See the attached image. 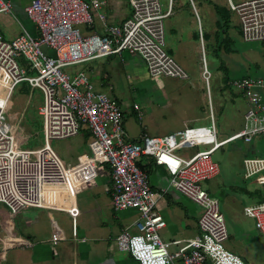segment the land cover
I'll list each match as a JSON object with an SVG mask.
<instances>
[{"label":"built area","instance_id":"obj_1","mask_svg":"<svg viewBox=\"0 0 264 264\" xmlns=\"http://www.w3.org/2000/svg\"><path fill=\"white\" fill-rule=\"evenodd\" d=\"M128 2L130 15L113 24L101 0H32L24 12L37 27V36L23 31L6 40L5 27L0 26V210L4 208L11 219L30 208L68 213L72 238L78 239L77 196L109 167L108 191L114 211L135 210L138 214L115 238L120 251L128 252L139 264H158L160 259L164 264H245L226 248L230 234L225 216L204 183L220 173L213 155L225 145L264 139V77L231 82L243 94L247 110L242 127L225 138L219 137L211 112L209 125L144 134L133 140L118 99L96 89L86 71L71 74L65 70L101 58L119 55L124 60V54H137L154 79L188 78L166 50L165 20L172 14V0L166 11L160 0ZM230 4L239 18L243 41L264 42V0ZM12 9L10 0H0V13L9 14ZM96 19L102 24V33L81 29L93 27ZM203 62L206 65L204 58ZM203 75L210 80L206 66ZM22 82L43 95L44 144L36 149L20 148L11 120L4 121L12 93ZM134 109L139 111L137 104ZM83 130L91 134L88 149L74 163H66L52 141L77 136ZM181 148L198 150L184 157L176 154ZM143 157L163 167L175 191L203 209L197 235L173 242L162 238L167 221L158 206L164 191L151 185L139 164ZM243 164L245 178L264 186V156L245 158ZM244 213L264 236V200L246 206ZM52 222L48 242L56 247L68 236Z\"/></svg>","mask_w":264,"mask_h":264},{"label":"rangeland","instance_id":"obj_2","mask_svg":"<svg viewBox=\"0 0 264 264\" xmlns=\"http://www.w3.org/2000/svg\"><path fill=\"white\" fill-rule=\"evenodd\" d=\"M160 1L166 11L171 2H169V0ZM218 1L221 2L220 0ZM184 2L188 3L192 12L193 9H197L198 15H194V21L196 24L195 31L199 34V17L204 13L199 4L200 1L194 0L195 8L191 5L190 0H184ZM17 14H19L18 16L21 19L28 21L22 11H18ZM8 16L6 20V15L4 13L0 14V18L6 22V27L3 29L5 39L12 40L13 37L19 34L20 25L12 14ZM178 16V14H173L165 20L166 50L173 49V58L187 72V79L172 77L154 79L149 75L146 65L137 54L132 55L129 59L127 58L128 54H124V60H121L119 55L101 58L99 60L71 66L65 70L71 74L81 70L89 74V67L93 66L95 71L100 74L108 73L110 75L111 85L109 88L106 87L99 90L121 101L123 104L124 120L131 135L139 134L143 130L142 125L146 126L147 131L152 135L183 130L186 127L206 126L210 124V115L212 111L216 119L220 138L222 139L241 128L242 113L246 112L247 106L246 102L241 98L242 106L235 107L231 114L224 112L218 114L217 104L219 103L217 101L221 99L220 87L222 83H224L221 75L224 74L229 76L231 80L245 76L247 71L246 68L251 66V64L247 59L241 56L244 62L241 59L236 67V62L232 60L233 57L235 58L234 51H237L238 54L241 55L243 52H248V49L253 47V45L256 47L254 49L257 54L256 59H258V61L262 60L264 64V42L249 44L242 41L241 38H239L240 34L235 24H231L230 28L223 26L217 29H210L204 26L205 31L214 30L215 32V36H210V41H207L206 38L204 39L203 36L201 39L199 36V38H193L188 43H185L186 40L184 38V43L180 46L171 41L173 37L170 36L169 32L170 23L172 25V22H175L176 19L180 20ZM206 20L207 19H205V22ZM205 22L204 25H207ZM83 28L84 26L81 27V29ZM215 30H217V32ZM226 35L234 39L232 45L228 43V46L232 48L231 50H234L231 55L223 51V47L226 45L222 43H224ZM169 41H171V44ZM202 46H204V50H202ZM203 57H205L211 73L209 81L205 79L202 73L204 70ZM228 61L230 64H233L230 71L226 70ZM244 64L246 68L243 66ZM216 66H222L219 72H217L218 69ZM93 80L95 88L98 89L96 87L97 82L95 84V81L98 79ZM208 88L210 95L208 94ZM232 92L234 96L236 88L232 87L231 93ZM218 95L219 98L217 100L216 96ZM42 104V92L39 89H35L31 92L26 82L20 83L12 93L4 121L7 120L8 122L9 119L11 120L12 126L17 132V140L20 148L36 149L43 146V119L40 115V107ZM135 104L140 108L142 115L141 120L138 118L139 112L134 110ZM239 111H241V113L238 114ZM5 126L6 130L9 131L8 125ZM36 131L39 132L38 137L35 136ZM86 134L87 130H83L77 136L53 140L51 145L66 163L71 164L76 161L80 153L88 149V138ZM255 142H257V145ZM197 150L198 148H181L176 151V154L186 157L191 156ZM229 154L231 155V159L228 158ZM257 155L264 156V139L249 144L245 143L243 140H238L225 145L222 150L217 151L213 155L214 160H216L220 166L221 171L219 179L221 178L222 181L226 182V185H228V179L242 186L237 191L230 190L228 186L223 185L218 187V189L211 186V196H214L220 203L221 211L227 222L229 234H232V230L238 231L236 225L237 219H245L248 217L244 214V207L259 201L262 197L261 194L264 193V186L254 184L252 178H245L244 159ZM158 178H160L159 175ZM160 180L161 183L165 185L169 184L167 176L160 178ZM96 181V186H87L85 190L77 196L78 206L84 213L86 212V218L94 215L97 219L102 218L104 222H109L113 213L111 209L108 208L107 204L110 198L107 188L110 183L107 186V183L101 182V176H99ZM247 189L253 191L248 192ZM232 200L234 205L230 206ZM2 209L5 210L4 208ZM3 210H0V251L6 243L2 229L11 231L16 227L18 230L20 222L24 223V219L28 216L30 211L33 210V212L42 213L40 209H23L12 220ZM45 211L46 214L42 217L41 222L46 223L49 212H52L58 221H62L66 232H71V218L68 213ZM199 211L202 213L203 209L199 207ZM83 218L85 217L83 216ZM131 220L132 219H130V221ZM41 225L43 227V223H41ZM228 242L226 243L227 249ZM23 249L24 248L18 247L10 249V252ZM8 263L9 261L4 264Z\"/></svg>","mask_w":264,"mask_h":264},{"label":"crops","instance_id":"obj_3","mask_svg":"<svg viewBox=\"0 0 264 264\" xmlns=\"http://www.w3.org/2000/svg\"><path fill=\"white\" fill-rule=\"evenodd\" d=\"M13 4L12 12L6 15V20L8 15L12 14L15 19H17L18 24L20 25L19 34L23 31H27L29 34L33 36L38 35V30L35 24L26 17L24 8L27 4H29L32 0H10ZM105 3V13L108 17L109 22L116 24L122 22L126 17L130 15L131 8L129 6L128 0H101ZM171 0H169L170 2ZM200 7L204 12L201 17H199V34L195 31L196 24L194 21V15H198L197 9L194 5V0H190L191 5L195 8L193 12L191 7L188 3H185L184 0H172V16L173 14H178L180 17L176 19L175 22L170 23L169 32L170 36L173 37L171 41L175 44L182 46L183 39L185 38L186 42L188 43L191 39L199 38L207 39L210 41L211 35H214V30H207L205 31V27L210 29L219 28V27H228L230 28L231 24H235V27L240 30L239 38L242 39L241 36V28L239 23V18L236 12L231 8V2L238 4L245 0H199ZM170 6V5H169ZM168 6V8H169ZM176 6V7H175ZM18 11H22L24 16L27 18L28 21L21 19L17 14ZM1 14V13H0ZM205 19L206 22H205ZM235 20V21H234ZM204 22L207 25H204ZM0 26L6 27V22L2 18H0ZM205 26V27H204ZM84 32H91L97 31L99 33L103 32L102 24L98 19H96V23L93 27H84ZM217 32V30H215ZM17 34L16 36H18ZM15 36V37H16ZM13 37V38H15ZM12 38V39H13ZM216 39V37H215ZM225 41L222 43L226 45L223 47V51L227 52L231 55L234 50L228 45L234 42L233 37H229L226 35L224 38ZM171 41L170 44H171ZM216 41V40H215ZM229 43V44H228ZM251 44V43H249ZM255 44V43H252ZM259 46V45H256ZM202 50H204V46H202ZM256 47H250L248 52H243V54L239 55L237 51H234L235 58L233 57L232 60L237 64L240 63L241 59L244 62V57L247 59L251 66L245 67L247 71L245 76L236 78L234 80L247 78V77H264V64L261 61L256 59L257 54L254 50ZM168 53L173 57V49L168 50ZM132 55H127L129 59ZM242 56V57H241ZM205 59V57H203ZM202 58V59H203ZM256 59V60H255ZM122 60V59H121ZM206 60V59H205ZM203 62V66L208 68L207 61ZM228 67L226 66V70L230 71L233 67V64L227 62ZM217 67V66H216ZM222 66L217 67V72L221 69ZM230 67V68H229ZM209 69V68H208ZM204 71V70H203ZM203 73V72H202ZM89 74L91 80L98 79L95 81L97 82L96 87L98 89H104L106 87L109 88L110 84V75L108 73L100 74L99 72L95 71L93 66L89 67ZM223 78V82L221 88V99L218 100L219 95L216 96L217 102V111L218 114L220 112L231 114L235 107H240L241 105V98L244 100L243 94L236 89V93L233 96L232 84L234 80H231L229 76L221 75ZM208 84V83H207ZM31 90V88L29 87ZM35 90V89H34ZM34 90H31L33 92ZM112 90V87H111ZM208 94L209 88H208ZM225 96V98H224ZM114 97V96H113ZM116 98V97H115ZM210 98V96H209ZM118 99V98H116ZM119 103L123 107V104L118 99ZM139 107V106H138ZM136 110V109H134ZM139 120H141L142 115L139 108ZM212 112V111H211ZM213 113V112H212ZM241 111L238 112V114ZM214 114V113H213ZM244 114L242 113V125L244 122ZM41 115V114H40ZM141 115V117H140ZM42 116V115H41ZM211 116V115H210ZM43 119V117H42ZM216 120V119H215ZM217 125V123H216ZM242 127V126H241ZM143 130L137 135H131L130 132L126 129L133 140H138L140 136L152 135L150 134L146 126L142 125ZM218 129V128H217ZM42 132H43V120H42ZM38 131H36V137H38ZM165 133V132H163ZM219 133V131H218ZM160 134V133H158ZM154 135V134H153ZM156 135V134H155ZM220 137V134H219ZM227 137V136H226ZM225 138V137H224ZM91 137H88V143ZM262 141L263 139H257L256 141ZM257 145V142L255 143ZM223 149V148H222ZM220 149V150H222ZM219 150V151H220ZM228 158L231 159V155H228ZM141 165H147L145 170L149 175V179L151 185L156 190H163V195L159 201L158 210L163 215V217L167 221V227L161 230V236L165 241H175V240H186L192 238L193 236L197 235L199 232L198 229V220L200 217L199 206L192 203L190 200L178 194L173 186L171 185L170 176L167 174L163 167L156 166L151 159H147L143 157L141 159ZM221 171V170H220ZM167 176L169 179V184L165 185L161 183L160 178ZM101 182L103 183H110L111 175H110V168L107 167L101 171ZM220 173L205 183L206 190L211 193V186H214L218 189L221 185L228 186L230 190H238L242 186H239L233 180H228L226 185L224 181L219 179ZM99 178V177H98ZM97 178V179H98ZM96 179V180H97ZM93 181L91 185L88 186H96L97 181ZM234 182V183H233ZM254 184L258 185L256 182L253 181ZM236 184V186H235ZM109 186L107 188L108 196L110 193L108 191ZM173 192H172V191ZM251 192L253 190H248ZM261 198L259 201H256L250 205H256L264 200V193L261 194ZM214 197V196H213ZM229 198V197H228ZM77 201V200H76ZM108 208L111 209L112 218H110L109 222H104L102 218L97 219L96 216L91 215L86 218V212L82 211L78 206L79 215L77 217V230H78V239L72 238V229L71 232L67 233L65 227L63 226L62 221H58L54 215V213L49 212L48 220L45 222H41L43 216H45L46 211L42 210L40 212H33L30 211L28 216L25 217L24 223L20 222L19 229L17 230L14 227L13 230H3L5 236V244L4 247L1 248L0 253V264L7 263L8 264H139L128 252L120 251L116 244L115 238L123 231L126 227L130 226L138 217V214L135 210H126L122 212H115L112 206L111 196L107 201ZM70 202H66V206H69ZM233 200L230 202V206H233ZM201 208V207H200ZM245 208V207H244ZM39 210V209H38ZM245 214V213H244ZM246 215V214H245ZM244 215V216H245ZM83 216L85 218H83ZM247 216V215H246ZM245 216V217H246ZM11 218V217H10ZM130 219H132L130 221ZM13 220V219H12ZM55 220L58 225L64 230L68 239L59 243L56 247H53L50 242H48V235L52 230V221ZM251 220V221H250ZM43 223V227L41 225ZM236 225L238 227V231L232 230V234L229 236V244L228 249L235 254L239 255L244 261L245 264H264V236L262 233L255 229L254 221L249 217L245 219H237ZM24 248L23 250H14L10 252V249L15 248ZM175 248L174 246L172 247ZM5 250V251H4ZM9 258V259H8Z\"/></svg>","mask_w":264,"mask_h":264},{"label":"trees","instance_id":"obj_4","mask_svg":"<svg viewBox=\"0 0 264 264\" xmlns=\"http://www.w3.org/2000/svg\"><path fill=\"white\" fill-rule=\"evenodd\" d=\"M28 85V84H27ZM28 87H29V85H28ZM91 136V134H90V132L89 131H87V134H86V137L88 138V137H90ZM140 165H141V162L139 163ZM141 167L143 168V169H145V168H147V165H145V166H142L141 165ZM145 167V168H144ZM206 189V188H205ZM208 191V190H207ZM209 192V191H208Z\"/></svg>","mask_w":264,"mask_h":264},{"label":"clouds","instance_id":"obj_5","mask_svg":"<svg viewBox=\"0 0 264 264\" xmlns=\"http://www.w3.org/2000/svg\"><path fill=\"white\" fill-rule=\"evenodd\" d=\"M161 251H163V249H161ZM153 264H156V262H153ZM158 264H164L163 259H160L159 262H158Z\"/></svg>","mask_w":264,"mask_h":264},{"label":"bare ground","instance_id":"obj_6","mask_svg":"<svg viewBox=\"0 0 264 264\" xmlns=\"http://www.w3.org/2000/svg\"><path fill=\"white\" fill-rule=\"evenodd\" d=\"M84 30V29H83ZM238 31H240V30H238ZM5 36V35H4ZM210 37V36H209ZM8 40V39H7ZM73 71V70H72ZM213 76V75H212ZM30 104V103H29ZM168 184V183H167ZM3 253V252H2ZM2 253H0V255L2 254Z\"/></svg>","mask_w":264,"mask_h":264}]
</instances>
